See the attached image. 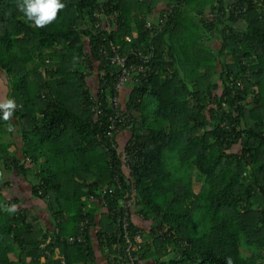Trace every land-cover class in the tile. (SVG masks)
<instances>
[{"label": "trees", "instance_id": "1", "mask_svg": "<svg viewBox=\"0 0 264 264\" xmlns=\"http://www.w3.org/2000/svg\"><path fill=\"white\" fill-rule=\"evenodd\" d=\"M62 2L0 0V264H118L124 209L138 264H264V0Z\"/></svg>", "mask_w": 264, "mask_h": 264}, {"label": "built area", "instance_id": "2", "mask_svg": "<svg viewBox=\"0 0 264 264\" xmlns=\"http://www.w3.org/2000/svg\"><path fill=\"white\" fill-rule=\"evenodd\" d=\"M99 13L97 12L96 15ZM166 14L163 13L162 15H157L155 21H152L151 19H147L145 22V26L147 28H152L153 24L155 23V28L158 30H161L163 25L166 22ZM106 25H109V22H106ZM126 39H130L129 35L125 36ZM110 48L104 46L101 47V50L104 53H108V57L112 63L117 64L120 67V72H119V78L118 81L115 85L116 88H118L128 77L130 74L131 70L133 69H139L143 71L145 69L144 66L138 64H134L132 62H127V54H122L119 51V47L117 45H114L110 41ZM132 53H141V50L139 49H131ZM112 103L114 104L115 107H118L119 105V99L117 95H114L112 97ZM95 107V106H94ZM92 107V108H94ZM118 109V108H116ZM111 127L116 128V121L115 119L111 118ZM103 192H106V189H103ZM130 199H126L122 202V205L124 208L128 207L130 205ZM129 219L127 217V210L124 209V216L122 217V228H123V239H124V246L123 250H121L116 257L114 258V261L117 262L118 264H138V259H139V254H138V249L140 248V245L143 241V236H142V231L136 230L134 233L130 234L129 233ZM68 239L70 241H74L75 239L77 240H82L81 235L77 236H68ZM114 255H111V258L113 259Z\"/></svg>", "mask_w": 264, "mask_h": 264}, {"label": "clouds", "instance_id": "3", "mask_svg": "<svg viewBox=\"0 0 264 264\" xmlns=\"http://www.w3.org/2000/svg\"><path fill=\"white\" fill-rule=\"evenodd\" d=\"M18 10L23 14L26 21L30 22L37 28H43L53 23L61 10L66 5L62 0H16ZM18 105L13 98L7 96L0 97V120L10 122ZM8 132H13L14 128L8 123ZM4 177V173L0 171V179ZM0 209L8 213H14L17 210L15 204L0 205ZM228 264H232L231 258Z\"/></svg>", "mask_w": 264, "mask_h": 264}, {"label": "rangeland", "instance_id": "4", "mask_svg": "<svg viewBox=\"0 0 264 264\" xmlns=\"http://www.w3.org/2000/svg\"><path fill=\"white\" fill-rule=\"evenodd\" d=\"M216 39H215V36H214V39H212V41H215ZM211 41V42H212ZM228 58H229V56H228ZM91 77H93V76H91ZM94 78V77H93ZM88 79H91V78H89L88 77ZM94 80H90V85L94 88L95 87V81L93 82ZM4 84H5V82H4V78H3V76L2 75H0V87H3L4 86ZM200 185H201V180L199 179V178H195V180H194V183H193V187H194V190L195 191H198V189L200 188ZM10 255L13 257V254H11L10 253Z\"/></svg>", "mask_w": 264, "mask_h": 264}, {"label": "crops", "instance_id": "5", "mask_svg": "<svg viewBox=\"0 0 264 264\" xmlns=\"http://www.w3.org/2000/svg\"><path fill=\"white\" fill-rule=\"evenodd\" d=\"M96 259L99 264H106V259L99 247H96Z\"/></svg>", "mask_w": 264, "mask_h": 264}]
</instances>
